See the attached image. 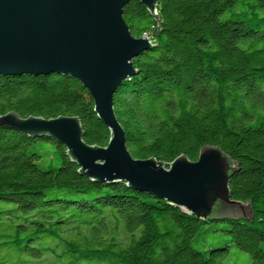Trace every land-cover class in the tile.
I'll return each instance as SVG.
<instances>
[{"label":"trees","instance_id":"1","mask_svg":"<svg viewBox=\"0 0 264 264\" xmlns=\"http://www.w3.org/2000/svg\"><path fill=\"white\" fill-rule=\"evenodd\" d=\"M157 13L124 7L153 46L114 96L128 150L170 164L220 147L237 164L231 199L252 217L206 221L125 181L95 182L63 145L0 125V264H264V0H159ZM94 108L74 77L0 75V116L79 117L86 143L106 147Z\"/></svg>","mask_w":264,"mask_h":264},{"label":"water","instance_id":"2","mask_svg":"<svg viewBox=\"0 0 264 264\" xmlns=\"http://www.w3.org/2000/svg\"><path fill=\"white\" fill-rule=\"evenodd\" d=\"M130 0H0V75L71 76L92 96L94 111L110 132L106 147L86 143L79 117L0 116V125L63 145L82 176L95 182L125 181L182 208L198 219L249 220L252 205L231 199L237 164L220 147L207 146L197 161L182 155L170 164L135 159L118 122L114 96L138 74L134 59L152 48L136 38L123 18ZM159 21V0H140Z\"/></svg>","mask_w":264,"mask_h":264},{"label":"rangeland","instance_id":"3","mask_svg":"<svg viewBox=\"0 0 264 264\" xmlns=\"http://www.w3.org/2000/svg\"><path fill=\"white\" fill-rule=\"evenodd\" d=\"M242 212L240 211L238 214H241ZM218 241H216L217 243ZM215 243V244H216ZM197 248H200V245H196ZM242 262V258L241 257H233V258H229L228 263H233V264H241Z\"/></svg>","mask_w":264,"mask_h":264},{"label":"built area","instance_id":"4","mask_svg":"<svg viewBox=\"0 0 264 264\" xmlns=\"http://www.w3.org/2000/svg\"><path fill=\"white\" fill-rule=\"evenodd\" d=\"M147 36V35H146Z\"/></svg>","mask_w":264,"mask_h":264}]
</instances>
